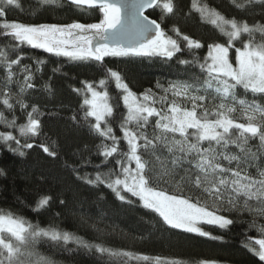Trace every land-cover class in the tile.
<instances>
[{
    "label": "snow or ice",
    "instance_id": "6c2138e0",
    "mask_svg": "<svg viewBox=\"0 0 264 264\" xmlns=\"http://www.w3.org/2000/svg\"><path fill=\"white\" fill-rule=\"evenodd\" d=\"M38 4L41 9L67 6L94 22L9 20V11L21 9L19 0H0V149L23 157L36 143L49 157L58 155L56 142L43 131L45 112L31 102L46 61L27 57L26 48L74 64H94L101 78L72 89L82 100L71 121L98 140L79 163H66L76 179L103 186L120 202L155 214L177 234L219 240L222 236L205 226L227 230L246 224L260 238L248 236L244 246L264 261V0H230L241 13L231 17L207 0H191L190 12L224 38L206 44L175 25L173 34L162 28L178 14L175 0ZM148 10H159L160 21L146 15ZM205 47L206 54L199 55ZM185 51L190 59L179 58ZM109 57L164 63L175 58L184 67L175 79L158 80L155 89L137 94L120 71L106 65ZM26 59L32 62L24 63ZM60 71L59 66L52 69L53 74ZM113 84L115 95L109 91ZM43 90L54 95L50 84ZM89 167L92 171H85ZM53 199L40 195L30 210L37 215L48 211ZM78 251L94 253L104 264H185L181 257H151L92 242L55 221L42 225L0 208V264H58L57 254Z\"/></svg>",
    "mask_w": 264,
    "mask_h": 264
},
{
    "label": "trees",
    "instance_id": "16d2710c",
    "mask_svg": "<svg viewBox=\"0 0 264 264\" xmlns=\"http://www.w3.org/2000/svg\"><path fill=\"white\" fill-rule=\"evenodd\" d=\"M207 2L226 16L241 15L230 4V0ZM19 3L22 10L9 11V20L24 23H70L73 20L94 22L93 17L81 16L67 6L41 9L38 0H19ZM175 3L178 14L166 19L161 25L169 34H173L170 29L175 25L182 33L202 43L224 42V38L212 26L202 23L194 11L190 12L191 0H175ZM147 15L160 21L159 10H150ZM256 18L259 19V16ZM206 51V47L200 49L199 55H205ZM25 54L46 61L34 81L36 90L31 92V102L45 112L43 131L51 141L56 142L58 155L49 157L36 143L33 148L25 150L26 155L23 157L0 149V169L6 172V175L0 176V208H11L42 225L55 221L61 228L86 240L151 257H181L185 264L201 259L215 260L220 264H264L244 246L248 236L260 238L254 230H247L246 224L238 222L227 230L205 226L214 235L222 236L219 240H209L195 234H177L178 230L169 231L155 214L138 205L129 206L120 202L109 189L103 186L93 188L77 180L65 166L66 163H79L81 154H87L88 149L94 150L98 140L90 135L86 127H79L71 121L70 117L74 113L78 114L82 100L72 89L81 88V81H97L101 73L94 64H74L42 50L26 48ZM178 56L181 59L191 58L187 51ZM23 62L32 61L26 59ZM105 63L120 71L129 87L137 94L148 88L155 89L158 80L165 82L170 78L175 79L184 67L178 66L175 58L164 63L159 60L127 61L109 57ZM58 66L61 71L53 74L52 69ZM45 84L51 85L54 95L43 90ZM109 91L115 95L114 84L109 87ZM92 159L98 163L95 156ZM85 171L91 172L92 169L89 167ZM45 194L54 198L51 209L37 215L29 206ZM59 199L65 200L66 204L60 205ZM56 212L61 215L55 217ZM82 215L85 221L81 220ZM93 225L103 231L98 233ZM55 259L58 264H104L97 255L85 251L60 253Z\"/></svg>",
    "mask_w": 264,
    "mask_h": 264
},
{
    "label": "water",
    "instance_id": "95a60500",
    "mask_svg": "<svg viewBox=\"0 0 264 264\" xmlns=\"http://www.w3.org/2000/svg\"><path fill=\"white\" fill-rule=\"evenodd\" d=\"M150 10H148L145 14L147 15V13L149 12ZM151 18V17H150ZM152 19V18H151Z\"/></svg>",
    "mask_w": 264,
    "mask_h": 264
},
{
    "label": "rangeland",
    "instance_id": "374dc122",
    "mask_svg": "<svg viewBox=\"0 0 264 264\" xmlns=\"http://www.w3.org/2000/svg\"><path fill=\"white\" fill-rule=\"evenodd\" d=\"M218 264H220V263H218Z\"/></svg>",
    "mask_w": 264,
    "mask_h": 264
}]
</instances>
